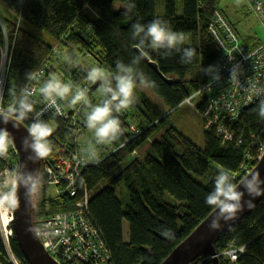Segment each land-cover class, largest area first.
I'll list each match as a JSON object with an SVG mask.
<instances>
[{"label":"trees","instance_id":"obj_1","mask_svg":"<svg viewBox=\"0 0 264 264\" xmlns=\"http://www.w3.org/2000/svg\"><path fill=\"white\" fill-rule=\"evenodd\" d=\"M116 1L123 5L131 2L0 0V22L9 28L10 37L15 39L11 68L7 74L9 84L17 87L23 81L24 73L32 68L41 70L45 78L50 73L59 74L53 63L55 45L73 52L81 60L91 58L106 72H114L117 59L128 63L136 54L135 42L130 35L131 25L136 21L147 24L154 18H160L173 31L189 37V45L197 50L194 62L182 65L178 55L164 57L146 49V56L171 83L163 80L144 60L139 65V69L155 81V87L148 89L168 109L177 108L203 82L201 65H211L218 54V45L208 30L214 11H221L218 0H134L135 8L128 15L124 14L123 6L119 10L113 8ZM159 4L162 10L157 13ZM33 29L38 30V34ZM241 41L247 46L256 44ZM81 60V68H64L66 71L62 78L74 89L87 85L89 100L93 104L100 103L101 98L94 95L91 85L85 80L83 69L87 67ZM200 101L197 105L199 110L202 106ZM134 103L153 122L152 125L133 135L120 114L123 135L110 145L116 149L109 151L99 164H87L78 170L72 187L74 194H69L63 181L55 184L53 192L47 191L42 183L34 201L32 218L36 221L59 209L71 207L86 194L87 217L107 250L103 264L161 262L212 210L204 199L213 187L217 171L223 168L231 175L240 173L234 178L236 183L245 174V167L254 165L259 146L264 144V121L252 111L254 103L243 107L233 121L224 124L230 131L227 135L219 133L215 124L206 128L204 119L198 114L203 130L202 147L171 123L158 131L167 116H162L157 104L139 88L135 92ZM71 112L69 110L67 114ZM50 117H54L53 121ZM44 118L54 124V131L49 138L52 152L42 160L41 166L50 164L56 172V155L62 148L78 151L79 131L71 127L68 117L45 115ZM79 121L83 129L86 128L84 119ZM16 158L12 145L7 158H0V170ZM165 193L170 194L175 202L167 201ZM123 220L127 222L126 239L123 237ZM168 229L174 232V239L161 235V231ZM228 243L242 247L238 255L240 264H264V196L244 218L216 237L213 243L216 253L223 251ZM9 246L15 257L28 264L14 234ZM0 263L11 264L1 238ZM189 264L212 263L210 257L201 256ZM218 264H227L222 255H218Z\"/></svg>","mask_w":264,"mask_h":264},{"label":"clouds","instance_id":"obj_2","mask_svg":"<svg viewBox=\"0 0 264 264\" xmlns=\"http://www.w3.org/2000/svg\"><path fill=\"white\" fill-rule=\"evenodd\" d=\"M237 2L239 3V0ZM114 8L119 10L115 6ZM123 8L125 15L130 14L135 8L134 0L123 5ZM209 31L214 38L217 36L214 26H210ZM130 35L136 48V54L130 62L125 63L117 59L115 71L111 73L100 66L83 69L87 84L98 85L101 102L93 104L88 98L87 88L74 89L59 74L50 73L45 78L34 68L24 73L23 81L17 87H12L7 74L11 68L15 39L10 37L9 28L0 22V158H7L14 141L9 125L15 131H20L21 128L25 131L20 138L23 163L11 172H0V210H18L21 207V190L24 208L29 215L35 206L41 176L36 168H29V164H39L52 152L49 138L54 129L44 118L46 113L60 115L62 103L72 109H83L84 126L92 135L81 150L80 155L84 157L81 162L99 164L97 146L111 144L123 135L119 115L134 103L137 88L155 87V81L150 80L139 69L140 63L147 58L146 49L164 57L178 55L182 65H190L197 58V50L190 45L186 46L185 36L173 31L160 18H154L147 24L136 21L131 25ZM217 44L227 57L228 75L226 79L222 76V68L219 65H201L200 72L207 77L205 89L211 91L224 83L236 87L245 94L249 103H254L252 111L264 121V84L247 77L245 69L246 63L256 67L257 51H244L239 48L230 51L219 41ZM233 53H238L240 58L237 59ZM62 59L69 68L82 67L79 57L75 54L63 56ZM193 99V96L185 98L180 106L190 104ZM225 108L229 112L234 111V106L227 101ZM25 122H28L26 126ZM218 131L224 130L221 128ZM245 195L250 199L245 201ZM259 196H264V180L258 172L245 176L238 186L234 183L231 173L220 168L214 177L211 191L204 199L205 204L214 211L208 223L209 231H217L223 224L235 220L238 213L243 211L245 206L251 208L253 200ZM28 231L34 235L39 234V229L35 228L31 221ZM161 235L167 239L175 238L171 229L161 231Z\"/></svg>","mask_w":264,"mask_h":264},{"label":"built area","instance_id":"obj_3","mask_svg":"<svg viewBox=\"0 0 264 264\" xmlns=\"http://www.w3.org/2000/svg\"><path fill=\"white\" fill-rule=\"evenodd\" d=\"M248 3L256 18L264 28V0H248ZM221 20L223 23H220ZM210 26H214L217 33V36L215 38L213 37L215 42L217 43L219 41L226 46L228 50L232 51L239 48L244 51H257L258 54L255 57L256 67L254 68L252 65L246 63V75L247 77L254 78L264 84V37L261 38L254 46H247L241 41L232 25L219 10L214 11L208 30ZM210 34L212 35L211 32ZM218 48V54L211 65L214 64L221 66L222 76L226 79L228 75L226 71L228 66L227 57L219 45ZM233 55H236L237 59L240 58L238 53H233ZM39 72H41V70H39ZM206 83L207 77L204 76L203 82L200 84L198 89L187 97H199L200 100H202L200 101L202 102L200 116L204 119L206 128L215 124L217 130L221 128L224 130L222 132L218 131L219 133H223L225 135L230 134L229 129L227 130L224 124L233 121L238 116L239 111L250 103L245 94L232 85L224 83L222 86H218L209 91L205 89L204 85ZM81 87L89 89L87 85L82 84ZM226 101L234 106V111L229 112L225 108ZM65 105L67 106V104ZM39 107L40 106L37 108ZM79 109V107L72 109L67 106V110H72V114H74V117L72 116L71 125L74 124L75 118H78V116L81 115L78 114L80 112ZM47 114L48 113L45 115ZM50 114L54 115L53 113ZM56 116L61 118L67 117V112L64 111L63 103L61 114ZM121 116L128 124L129 130L133 135L140 134L144 129L151 125L148 122L149 120L144 118L141 114L137 115L135 113V109L132 105L129 109L125 110ZM115 149V147L111 148V151H114ZM263 150L264 144L262 143L259 146V153L256 155L257 159L260 157ZM62 151L68 152L69 150L62 148L60 151L61 153L56 155V172L54 171L52 165L46 163L42 165L45 173L44 178L47 173H53L52 178H54V181H52L51 184H54L55 186V183L63 181L66 183L65 185L69 194L73 195V182L75 175L79 170V163L82 164V162L80 161V154L78 155L70 150V152L65 154V156L62 154ZM15 168H17V158L16 161L11 162L10 165L4 166L0 172H11ZM249 168L245 167L244 172L246 173ZM236 174L237 172L233 173L232 176L236 178L240 175V173L237 176ZM44 178L42 179V183L45 184L46 182ZM34 227L39 229V234L37 236L46 251L55 260L62 264H70L73 262L103 264L107 258V250L104 248L101 240L99 239L98 231L92 225L86 214V194H84V196L74 204L72 203L71 207L67 209H59L58 211H54L38 218L34 221ZM12 236V212L0 210V238L9 262L11 264H26L22 260L15 257V255L11 252L9 244ZM241 251L242 247H237L232 243H228L227 247H225L223 251L216 254L217 256L222 255L227 264H240L238 262V255Z\"/></svg>","mask_w":264,"mask_h":264},{"label":"water","instance_id":"obj_4","mask_svg":"<svg viewBox=\"0 0 264 264\" xmlns=\"http://www.w3.org/2000/svg\"><path fill=\"white\" fill-rule=\"evenodd\" d=\"M136 51V48H134ZM163 80L171 83V80L158 72L156 64L148 57L144 60ZM97 85H91V90H94ZM9 130L14 136L13 145L17 155V168L23 163V152L20 148V138L25 134L24 128L20 131H15L9 125ZM42 161L39 164H29V168H36L39 172ZM258 172L262 180H264V150L257 159L252 168L245 173L236 184L239 186L245 176L250 173ZM261 196L256 197L252 202V207H244V210L239 212L235 220L229 221L217 230L209 231L208 223L213 216V209L163 258L158 264H189L194 259L201 256H208L212 264H218V256L213 243L216 237L225 229L235 225L244 218L257 204ZM245 201L250 199L247 195L243 198ZM31 210L30 215L24 208L23 190H21V207L12 212V230L14 238L21 250L24 259L28 264H62L55 260L43 247L37 235L28 231L29 221L34 226Z\"/></svg>","mask_w":264,"mask_h":264},{"label":"rangeland","instance_id":"obj_5","mask_svg":"<svg viewBox=\"0 0 264 264\" xmlns=\"http://www.w3.org/2000/svg\"><path fill=\"white\" fill-rule=\"evenodd\" d=\"M221 1L222 0H219V2H221ZM221 3H223V1ZM114 6L117 7V8H120V7L123 6V4L121 2L116 1V2L113 3V8H114ZM160 10H162V6L159 4V6L157 7V11H158L157 13H160ZM33 31L35 33H37V34L39 32L36 29H33ZM240 37H241L242 40H244V36L243 35H240ZM185 39H186V46H187V45H189V37H185ZM53 51H54L53 56L55 58L54 61H53V63H55L56 71L62 77L63 75H65V72L64 71H66V69H64V68L68 67L63 62V59L62 58H63V56L72 54L73 52H69V51L61 48L60 45H55L54 48H53ZM79 60H81L80 57H79ZM81 61L84 63V65L87 68L88 67H91V66H97L94 63V61L91 58H89V57H85ZM97 88H98V85L95 88V90H93V92H94V95H96L97 97H100L99 96V93L97 91ZM139 89L142 90L148 96V98H150L153 102H155L157 104V106L160 108V110L162 112V116H167L166 121H164V123H162L161 126L157 128L158 131H160V129L162 128V126H165L166 124L171 123L181 133H183L185 136H187L188 138H190L196 145H198L200 147L203 146V130H202V126H201L200 117L198 115V114H200V110L197 107V105L199 103V100H200L199 97H194V99L192 100L193 102H191L190 104H185L183 107H181L179 105L177 108L171 110V109H168L163 104L162 100L155 93H153L152 91H150L148 88L147 89L139 88ZM99 99L100 98H98L97 100H99ZM65 104L66 103H63V107H64V111L67 112L69 110H67V106ZM132 106L135 109V113L137 115L138 114H141L144 118H146L147 120H149L137 108V106L135 105V103H133ZM79 111L81 112V115H79L78 118H75L74 124H72V125H71L72 116L74 117V114H72V112H71V114H67V117H68L67 119H68L71 127H74L75 129H78V131H79V134L77 136V143L79 142L78 145H80V146H77L78 147V151H75V150L70 149L73 153H77L78 155L81 153V150H82L83 146L86 144V142L91 139V135H92V134H89L90 132L88 131L87 128H84L83 129V127H82L83 124L79 120L80 119H84V110L80 108ZM80 112L78 114H80ZM47 115L51 116L52 114L48 113ZM57 117H59V116H57ZM59 118H61V117H59ZM53 119H54V117L53 118L50 117V121H53ZM148 122L151 125L153 123L151 121H148ZM50 126L51 127H54V124L53 123H50ZM157 130H156V132H157ZM110 145L111 144L97 146V149L99 150L98 152H99V155H100V160H102L105 156H107L110 153L109 151H111L110 149L112 148V146H110ZM68 152H70V151H68ZM68 152H65V151L63 152L62 151V154L65 155V154H68ZM140 152H141V150H140ZM79 157L81 158L80 161H82L84 159V157L82 155H80ZM79 164H80L79 165V169H80L82 166H85V165L91 164V163H87V164H85V163H82V164L79 163ZM251 168H252V166H250L249 170ZM39 174L41 176V184H42V182H43L42 179L44 178V175H45L42 166H41V169L39 170ZM52 175H53V173H51V174H48L47 173L46 177L44 178V180L46 182L45 183L46 190L47 191L49 190L50 192H53L54 191V184H51V182L54 181V178H52ZM47 182H49V183H47ZM55 184H57V183H55ZM164 197L169 202H172V203L175 202L174 198L170 194H168V193H165ZM123 237L125 239L127 238V222L125 220H123Z\"/></svg>","mask_w":264,"mask_h":264},{"label":"crops","instance_id":"obj_6","mask_svg":"<svg viewBox=\"0 0 264 264\" xmlns=\"http://www.w3.org/2000/svg\"><path fill=\"white\" fill-rule=\"evenodd\" d=\"M222 1L218 0V7L247 43L255 44L264 37V28L250 8L248 0H239V3L237 0Z\"/></svg>","mask_w":264,"mask_h":264}]
</instances>
